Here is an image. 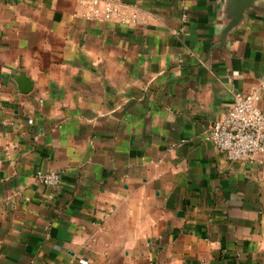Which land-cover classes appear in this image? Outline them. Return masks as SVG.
I'll list each match as a JSON object with an SVG mask.
<instances>
[{
	"label": "crops",
	"instance_id": "obj_1",
	"mask_svg": "<svg viewBox=\"0 0 264 264\" xmlns=\"http://www.w3.org/2000/svg\"><path fill=\"white\" fill-rule=\"evenodd\" d=\"M113 1L139 22L0 0V264H264V155L208 138L264 80V0L226 37L228 0Z\"/></svg>",
	"mask_w": 264,
	"mask_h": 264
},
{
	"label": "built area",
	"instance_id": "obj_2",
	"mask_svg": "<svg viewBox=\"0 0 264 264\" xmlns=\"http://www.w3.org/2000/svg\"><path fill=\"white\" fill-rule=\"evenodd\" d=\"M78 6L88 22L135 25L140 19L137 11L128 12L113 0H78ZM262 92L264 80L247 93H234L229 113L208 131L209 140L229 162H250L255 156L264 155V111L260 107ZM36 178L51 188H56L61 182V174L56 171L39 172ZM81 264L88 262L82 260Z\"/></svg>",
	"mask_w": 264,
	"mask_h": 264
},
{
	"label": "water",
	"instance_id": "obj_3",
	"mask_svg": "<svg viewBox=\"0 0 264 264\" xmlns=\"http://www.w3.org/2000/svg\"><path fill=\"white\" fill-rule=\"evenodd\" d=\"M257 1L258 0H228V12L231 14V17L226 24L223 37H226V35L244 19L246 12L251 9ZM20 81L22 83V87L20 88L21 92L23 94L30 93V82L25 80L23 75H21Z\"/></svg>",
	"mask_w": 264,
	"mask_h": 264
}]
</instances>
